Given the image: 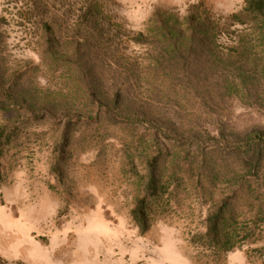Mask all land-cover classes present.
Instances as JSON below:
<instances>
[{
	"label": "rangeland",
	"instance_id": "1",
	"mask_svg": "<svg viewBox=\"0 0 264 264\" xmlns=\"http://www.w3.org/2000/svg\"><path fill=\"white\" fill-rule=\"evenodd\" d=\"M12 1L8 8L19 4L20 0H0V17L5 14L9 19L8 24L0 22V55L9 73H26L22 80L30 78L40 96L55 102L66 99L65 107L76 110L80 107V98L70 93L76 87L73 80H68L62 70L51 71L46 64L40 69L35 67L41 63L34 51L41 48L40 38L28 31L33 28L31 21L26 27L19 26L16 8L3 12ZM89 1L99 2L111 18V26L101 39L103 43L98 40L104 46H113L104 56L107 61L98 63V74L106 80L109 92L121 88L125 98L145 106L150 103L153 112L166 121L176 120L175 111H183L187 119L181 118L178 123L184 129L198 128L195 123L199 118L215 134L217 128L224 126L229 138L235 129L264 127L263 102L252 103L232 96L220 86L223 75L219 70L213 69L210 75L213 87L204 90V107L194 105L191 99V103L173 108L170 101L165 100L172 87L168 89L160 82L163 78L147 75L148 47L135 44L132 38L139 32H148L149 20L156 10L173 11L183 17L188 5L198 0H47L43 17L52 22L68 52L78 46L77 40L91 36L86 22L79 25L81 9L83 11ZM204 1L221 15L242 11L245 6V0ZM246 32L253 47L248 67L261 69L264 43L259 41L256 30L250 28ZM232 44V41L221 40L217 52L227 56ZM243 58L240 56V60ZM127 62L136 70L134 76L124 81L111 69L112 64L122 68ZM140 74L142 81L137 82ZM153 79L157 88L151 82ZM217 80L220 81L217 83ZM261 81L264 88V77ZM159 92L161 95L157 97ZM180 93L191 98L185 90ZM180 100L185 101L183 96ZM66 121L62 119V123ZM3 123L0 113V126ZM56 130L51 124L31 128L19 142L7 147L3 158L5 180L0 184L1 263L263 264L262 253L256 250L264 245L263 241L254 240L218 259H209L189 242L192 232L203 228L205 218L200 195L191 183L186 189L176 191L173 210L157 218L152 228L141 234L131 210L139 194L137 184L144 167L137 162L134 171L125 165L123 148L126 142H132L131 137L120 127L100 122L83 126L66 152L60 174L53 170ZM221 190L223 192L222 185L218 192ZM240 207L246 212L245 216H250L243 203Z\"/></svg>",
	"mask_w": 264,
	"mask_h": 264
},
{
	"label": "trees",
	"instance_id": "2",
	"mask_svg": "<svg viewBox=\"0 0 264 264\" xmlns=\"http://www.w3.org/2000/svg\"><path fill=\"white\" fill-rule=\"evenodd\" d=\"M13 2H8L3 12L16 8L19 26L26 27L31 21L33 28L28 31L40 38L41 48L34 51L42 64L35 67L40 69L46 64L51 71L66 73L67 79L76 84L70 93L80 98V107L72 110L65 107L66 99L55 102L40 96L30 78L22 80L26 73H9L0 55V113L4 119L0 126V184L5 180L3 158L7 147L19 142L31 128L51 124L57 129L53 170L62 174L61 163L73 138L83 131V126L100 122L120 127L131 137L132 142H126L123 148L125 165L134 171L137 162L144 167L131 210L141 234L147 233L157 218L173 210L176 191L191 183L200 195L205 218L203 228L192 232L189 242L204 256L218 259L254 240L264 243V127L235 129L229 138L224 126L215 134L199 118L195 123L198 128L184 129L178 123L181 118L187 119L183 111H175L176 120L166 121L153 112L150 103L145 106L125 98L121 88L109 92L106 80L98 74V63L107 61L104 56L113 47L104 46L101 40L111 26V18L99 2H86L81 9L79 25L86 22L91 36L77 40L78 46L71 52L61 43L52 22L43 17L47 0H20L8 8ZM8 21L5 14L0 17L2 24ZM250 28L259 33V41L264 43V0H245L242 11L229 15L217 14L204 0H198L188 5L183 17L173 11L156 10L149 20L148 32H139L132 40L148 47L147 75L163 78L160 82L168 89L172 87L165 100L173 108L187 105L191 99L194 105L204 107V90L213 87V69L223 75L220 86L232 96L264 104V67H248L253 48L246 32ZM221 40L233 42L227 56L217 52ZM240 56L244 58L240 60ZM113 66L111 71L124 81L136 70L128 62L122 68ZM136 79L142 81V74ZM154 79L151 82L157 88ZM182 90L191 98L182 95ZM160 95L161 92L157 97ZM63 118L67 119L64 123ZM220 185L223 192L219 193ZM242 203L250 216H245ZM256 250L261 251L264 264V245Z\"/></svg>",
	"mask_w": 264,
	"mask_h": 264
}]
</instances>
